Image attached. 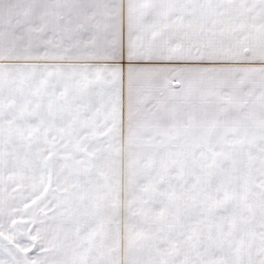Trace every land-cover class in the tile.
Masks as SVG:
<instances>
[{"label": "crops", "instance_id": "1", "mask_svg": "<svg viewBox=\"0 0 264 264\" xmlns=\"http://www.w3.org/2000/svg\"><path fill=\"white\" fill-rule=\"evenodd\" d=\"M3 1L0 264H131L133 220L209 206L212 144L264 154V0Z\"/></svg>", "mask_w": 264, "mask_h": 264}, {"label": "rangeland", "instance_id": "2", "mask_svg": "<svg viewBox=\"0 0 264 264\" xmlns=\"http://www.w3.org/2000/svg\"><path fill=\"white\" fill-rule=\"evenodd\" d=\"M9 3L0 0V48L4 55L25 56L26 1H18L15 11ZM222 66L234 67L212 65ZM240 66L254 74L261 70L258 64ZM217 115L212 109V127L218 126ZM216 127L212 139L218 141ZM236 150L232 145H211L209 206L203 211L179 205L177 224L165 218L132 221L131 264H264V154H254L251 161L236 156ZM254 151H264V144ZM250 166L254 177L250 172L242 176Z\"/></svg>", "mask_w": 264, "mask_h": 264}, {"label": "trees", "instance_id": "3", "mask_svg": "<svg viewBox=\"0 0 264 264\" xmlns=\"http://www.w3.org/2000/svg\"><path fill=\"white\" fill-rule=\"evenodd\" d=\"M0 243L2 244L3 247L6 246V242H4L3 240L0 239Z\"/></svg>", "mask_w": 264, "mask_h": 264}]
</instances>
